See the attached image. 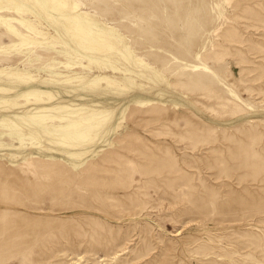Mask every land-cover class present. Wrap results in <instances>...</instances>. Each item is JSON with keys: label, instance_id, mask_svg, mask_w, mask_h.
<instances>
[{"label": "rangeland", "instance_id": "rangeland-1", "mask_svg": "<svg viewBox=\"0 0 264 264\" xmlns=\"http://www.w3.org/2000/svg\"><path fill=\"white\" fill-rule=\"evenodd\" d=\"M0 264H264V0H0Z\"/></svg>", "mask_w": 264, "mask_h": 264}]
</instances>
